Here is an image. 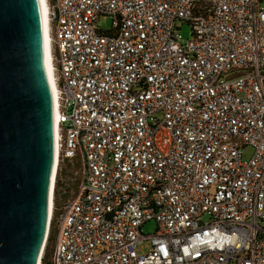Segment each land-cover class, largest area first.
Wrapping results in <instances>:
<instances>
[{"label":"built area","instance_id":"built-area-1","mask_svg":"<svg viewBox=\"0 0 264 264\" xmlns=\"http://www.w3.org/2000/svg\"><path fill=\"white\" fill-rule=\"evenodd\" d=\"M46 2L59 153L38 264H264L259 0ZM73 159L76 190L56 204Z\"/></svg>","mask_w":264,"mask_h":264},{"label":"water","instance_id":"water-1","mask_svg":"<svg viewBox=\"0 0 264 264\" xmlns=\"http://www.w3.org/2000/svg\"><path fill=\"white\" fill-rule=\"evenodd\" d=\"M54 165L40 0H0V264H37Z\"/></svg>","mask_w":264,"mask_h":264},{"label":"rangeland","instance_id":"rangeland-1","mask_svg":"<svg viewBox=\"0 0 264 264\" xmlns=\"http://www.w3.org/2000/svg\"><path fill=\"white\" fill-rule=\"evenodd\" d=\"M259 6L264 8V0H259ZM96 26L100 30H110L112 26V17L109 15H101L96 21ZM177 32L180 34L182 40H186L191 37V26L187 21L177 20L176 21ZM253 153V148L250 145L242 146V159L247 160ZM61 171H60V182L58 187V201L61 202L65 198L71 196L76 190V185L79 179V173L77 171V159H73L71 162L63 160L61 162ZM56 224V223H55ZM54 224V229L55 225ZM156 222L151 219L141 225V231L144 234H151L156 229ZM149 248L147 241H143L142 244L137 246L139 251L145 252Z\"/></svg>","mask_w":264,"mask_h":264},{"label":"bare ground","instance_id":"bare-ground-1","mask_svg":"<svg viewBox=\"0 0 264 264\" xmlns=\"http://www.w3.org/2000/svg\"><path fill=\"white\" fill-rule=\"evenodd\" d=\"M42 18H43V33H44V51H45V61L46 68L48 72L49 82L52 91L53 99V127H54V165L52 169V176L50 182V191H49V200H48V219L51 212L52 204V189L54 186L56 171H57V161H58V144H59V123H58V101H57V87L55 83V74H54V62L51 52V34L49 26V15H48V5L46 0H40ZM44 243V242H43ZM39 263V262H38ZM37 263V264H38Z\"/></svg>","mask_w":264,"mask_h":264},{"label":"trees","instance_id":"trees-1","mask_svg":"<svg viewBox=\"0 0 264 264\" xmlns=\"http://www.w3.org/2000/svg\"><path fill=\"white\" fill-rule=\"evenodd\" d=\"M60 178V176L59 175H57V179H56V184H55V203L57 204L58 203V187H59V179Z\"/></svg>","mask_w":264,"mask_h":264}]
</instances>
